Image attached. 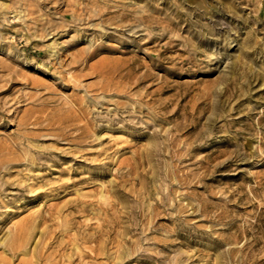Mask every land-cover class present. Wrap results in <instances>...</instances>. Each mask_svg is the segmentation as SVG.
Here are the masks:
<instances>
[{"label": "rangeland", "instance_id": "obj_1", "mask_svg": "<svg viewBox=\"0 0 264 264\" xmlns=\"http://www.w3.org/2000/svg\"><path fill=\"white\" fill-rule=\"evenodd\" d=\"M4 263L264 264V0H0Z\"/></svg>", "mask_w": 264, "mask_h": 264}, {"label": "bare ground", "instance_id": "obj_2", "mask_svg": "<svg viewBox=\"0 0 264 264\" xmlns=\"http://www.w3.org/2000/svg\"><path fill=\"white\" fill-rule=\"evenodd\" d=\"M26 225H21L20 228H19V232L17 233V235H15L14 237L10 238V239H4L2 241V244L6 247H10L9 249H17V248H23L25 251L27 250L26 248V245H27V242L28 240L30 239V236H31V227H25ZM24 232V233H23ZM20 250V249H19ZM22 250V249H21ZM28 252V251H26ZM6 264V263H4ZM29 264V263H27ZM31 264V263H30Z\"/></svg>", "mask_w": 264, "mask_h": 264}]
</instances>
